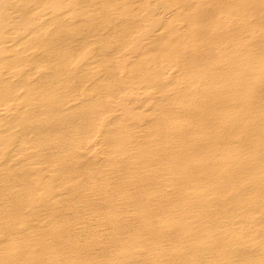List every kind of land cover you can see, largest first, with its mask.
Wrapping results in <instances>:
<instances>
[{
	"label": "bare ground",
	"instance_id": "6f19581e",
	"mask_svg": "<svg viewBox=\"0 0 264 264\" xmlns=\"http://www.w3.org/2000/svg\"><path fill=\"white\" fill-rule=\"evenodd\" d=\"M0 264H264V0H0Z\"/></svg>",
	"mask_w": 264,
	"mask_h": 264
}]
</instances>
